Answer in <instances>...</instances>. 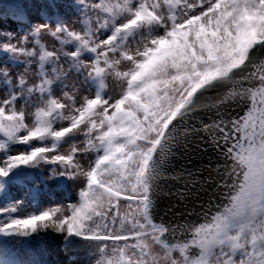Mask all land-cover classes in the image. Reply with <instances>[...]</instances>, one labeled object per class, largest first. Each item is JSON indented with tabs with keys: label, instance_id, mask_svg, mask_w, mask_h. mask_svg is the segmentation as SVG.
<instances>
[{
	"label": "snow or ice",
	"instance_id": "obj_1",
	"mask_svg": "<svg viewBox=\"0 0 264 264\" xmlns=\"http://www.w3.org/2000/svg\"><path fill=\"white\" fill-rule=\"evenodd\" d=\"M0 38V264H48L49 232L64 264L81 246L95 264H264V0H0ZM195 138L215 176L176 194L207 199L157 222ZM69 182L66 205L11 198Z\"/></svg>",
	"mask_w": 264,
	"mask_h": 264
},
{
	"label": "water",
	"instance_id": "obj_2",
	"mask_svg": "<svg viewBox=\"0 0 264 264\" xmlns=\"http://www.w3.org/2000/svg\"><path fill=\"white\" fill-rule=\"evenodd\" d=\"M261 54L264 55V53ZM210 95L215 96V93H210ZM233 107L235 106H230L229 111ZM238 113L242 114L243 108H235V111L232 112L233 115ZM209 115L214 116V113H209ZM205 122L210 123L211 121L205 116ZM197 126L199 127V125ZM207 139L205 136L204 141H207ZM204 141L195 138L189 144L191 151L185 152L183 148L178 150L177 157L173 160L175 167L170 168L169 173L175 175L178 172H182V175L179 180L169 179L162 182L163 191L157 197L154 213L157 222L163 219L166 224H180L184 221L196 220L195 213L201 211L200 205L207 199L206 193L201 192L198 199L189 195L184 200H181L176 193L177 189L184 188L185 180L203 181L209 176H215V172L211 169H214L216 163L219 162L218 154ZM209 163H211V169L207 167ZM188 171L193 173L191 177L187 176ZM199 187L200 184L197 183L194 188H191V191L195 192ZM208 187H211V185ZM189 212H192L191 216Z\"/></svg>",
	"mask_w": 264,
	"mask_h": 264
},
{
	"label": "bare ground",
	"instance_id": "obj_3",
	"mask_svg": "<svg viewBox=\"0 0 264 264\" xmlns=\"http://www.w3.org/2000/svg\"><path fill=\"white\" fill-rule=\"evenodd\" d=\"M17 189L16 186H13L10 189L11 198L20 200L24 198L23 193L18 197V193L14 192ZM77 186L69 182L66 185H62L57 188L50 185H43L37 194H33L31 197L25 198L23 200L24 207L21 209V215L26 214L27 212L47 208L49 206L55 205H66L72 203V199L77 198L76 196ZM18 197V198H17ZM34 198V199H33ZM5 197L0 200V207L5 206L8 203V199L4 200ZM44 248L47 252V255L44 257L48 261V264H64L67 260V257L63 252L60 251V245L62 238L52 232H49L46 236L43 237ZM76 255V264H93L90 263V259L96 261L98 251L94 246H81L75 253Z\"/></svg>",
	"mask_w": 264,
	"mask_h": 264
},
{
	"label": "rangeland",
	"instance_id": "obj_4",
	"mask_svg": "<svg viewBox=\"0 0 264 264\" xmlns=\"http://www.w3.org/2000/svg\"><path fill=\"white\" fill-rule=\"evenodd\" d=\"M37 18H38V17H37ZM41 22H43V21H41ZM7 27H9V28L11 29V31L15 32V34H16V35H15V40H18L22 34H21L20 32H18V31H16V25H15V24H12L11 22H9V25H7ZM0 39H3V38H0ZM29 39H31V37H29ZM44 39H45L49 44L52 43L51 39H49L48 37H45ZM15 40H13V42H15ZM69 50H71V49H69ZM10 66H11V65H10ZM22 68H23V66L21 65V66H20V70H22ZM14 72H15V69H14ZM29 79H30V81H31L33 78L30 77ZM55 94H56L57 96H61V95H62V93H61V91H60L59 88H57V89L55 90ZM84 94L87 95L88 93L85 92ZM3 96H4V92H3L2 89H0V98H3ZM17 107H18V108L20 107V103L17 104ZM29 111H31V110L29 109ZM29 123H31V120H30V119H29ZM33 143H35V141H34ZM24 147H25L24 145H17V146L14 147L13 151H14V152L22 151V150H24ZM44 171H45V173H47L48 169L46 168ZM76 186H77V185H76ZM77 187H78V186H77ZM14 190H15V191H14L15 193H16V192L18 193V197H20V196L22 195L20 192L23 193L24 198H22V199H20V200H24L25 198H28V194L25 193L24 191L20 190L18 187H17V189H14ZM33 194H37V191L34 190L33 193H32V195H33ZM18 197H17V198H18ZM3 198H4V197L0 198V200H2ZM7 199H8V197H5L4 200H7ZM76 199H77V198L72 199V202H75ZM28 200H29V198H28ZM95 248H96V247H95ZM96 250H97V248H96ZM97 251H98V250H97ZM99 256H100V254H99V251H98V255H97L96 260L99 259ZM93 260H94V259H90L89 261H90V263L94 262L93 264H95V261H93Z\"/></svg>",
	"mask_w": 264,
	"mask_h": 264
}]
</instances>
